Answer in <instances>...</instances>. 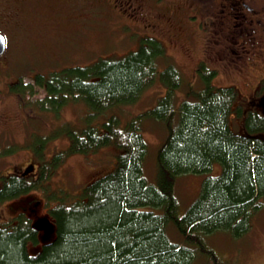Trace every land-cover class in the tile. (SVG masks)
<instances>
[{"label":"trees","instance_id":"trees-1","mask_svg":"<svg viewBox=\"0 0 264 264\" xmlns=\"http://www.w3.org/2000/svg\"><path fill=\"white\" fill-rule=\"evenodd\" d=\"M167 56L164 43L147 36L126 54L37 73L34 82L21 76L3 83L0 77V96L15 94L24 114L32 111L30 118L44 122L36 125L38 143L30 146L36 158L28 162L36 163V175L0 173V204L36 192L56 224L54 238L43 244L24 214L17 226H0V264H192L198 253L204 264L227 263L205 238L220 230L246 235L264 207V113H244L238 89L214 85L217 70L204 61L188 80ZM157 81L166 93L122 124L124 105ZM40 87L46 94L32 100ZM78 102L85 107L81 126L62 118ZM45 117L65 120L64 127L49 137ZM146 120L163 121L167 128L157 151L156 182L144 175ZM53 135L66 143L52 144L46 156ZM110 146L118 152L113 150L117 157L109 172L76 193L50 191L51 176L68 157ZM191 173L206 176L198 197L182 211L176 183ZM30 242L37 244L35 252Z\"/></svg>","mask_w":264,"mask_h":264},{"label":"rangeland","instance_id":"rangeland-1","mask_svg":"<svg viewBox=\"0 0 264 264\" xmlns=\"http://www.w3.org/2000/svg\"><path fill=\"white\" fill-rule=\"evenodd\" d=\"M115 1L117 4L114 0H0V31L8 42V48L0 55V67L5 70L0 75L3 83L21 76L24 81L34 82L37 73L91 63L103 56H121L137 49L147 36H154L166 46V61L175 63L186 79L194 77L195 69L204 61L217 69L214 85H234L238 89V103L246 111L254 106L252 102L259 94L258 80L264 76V46L260 43L264 33L258 23L242 32L240 27L244 24H241L233 32L235 28L226 18L229 15H217L221 7L213 2L215 0ZM255 17L253 14L249 18ZM236 22L240 21L237 19ZM223 34L228 42L223 39ZM243 46L247 48L248 56H241L245 55ZM157 82L160 84L153 83L137 100L124 105L122 124L157 104L167 89L161 81ZM183 87H187V83ZM45 94L40 87L32 100ZM179 95L185 96L183 90ZM24 113L21 100L17 101L15 94L2 92L0 173L14 171L15 167L23 168L29 164L31 156L35 157L30 146L38 140L33 134L38 130V122H44L30 118L32 111ZM84 113L85 107L78 102L68 105L62 118L81 126ZM28 118L31 121H25L24 125V119ZM44 121L49 137L65 124L60 120L52 121L51 117H45ZM178 121L179 115L174 124ZM242 121L243 118L238 120V128ZM142 132L148 142L144 175L148 182H156L157 151L165 142L167 128L163 121L146 120ZM57 139L61 138L51 137L53 141L46 156L53 152L52 144L62 147L66 143L65 138ZM110 148L102 147L96 152L68 157L51 176L50 190L76 193L83 183L109 172L116 162L114 151L118 152L116 147ZM218 168L216 166V170ZM205 176L191 173L178 178L176 192L182 211L198 197ZM36 194L23 195L11 203L23 202ZM168 230L172 231L170 227ZM173 237L178 238L174 231ZM205 240L226 264H264V207L256 214L246 235L235 236L229 230H220ZM204 260L205 257L198 253L192 264H204Z\"/></svg>","mask_w":264,"mask_h":264},{"label":"flooded vegetation","instance_id":"flooded-vegetation-1","mask_svg":"<svg viewBox=\"0 0 264 264\" xmlns=\"http://www.w3.org/2000/svg\"><path fill=\"white\" fill-rule=\"evenodd\" d=\"M213 2H215V4L221 7L220 8L221 11L217 12L218 16L229 15L226 18L227 20L232 22V26L235 28L233 32L241 24H244V27H240L241 32H242L244 30H249L252 26L258 23L264 33V0H215ZM114 3L117 4L115 0H114ZM253 14L256 17L250 19L249 18L250 15H253ZM194 16L196 15L194 14ZM237 19L240 22H236ZM223 36H224L223 39L226 42H228V38L226 37V35L223 34ZM260 43L262 46H264V36L260 39ZM7 48H8V42H7ZM235 52L239 53L238 51H235ZM243 52H245L244 53L245 55H241V54L239 55H241L242 57H245L246 55L248 56V50L246 47H244ZM210 67H213V66H210ZM258 84H260L259 94L258 96L255 97L254 101L252 102V106L253 105L254 106L250 107L247 111L243 108L244 113H247L248 111H251V110L259 112V113H264V76L259 77ZM29 164L25 165L23 168L15 167L14 171L6 172L2 174V177L9 176L10 174L21 175L23 177L31 176L32 174L34 175L37 171V167L35 168L34 171H30L27 174H24V170L29 166ZM1 181L2 179H0V188L3 184V182ZM49 187H50V184H49ZM16 198H19V196ZM16 198H13V199H16ZM13 199L0 204V226H3L5 228L9 226H17L19 224L20 216L24 214V216L28 219L30 223V228L32 230H35L36 234L40 237V232L37 231L35 228H33V225H32L35 217L40 216L39 214L40 210L38 206L35 205L34 204L35 202L33 203L32 200H30L29 198L25 199V201L23 202H19L17 204L15 203L14 205H12L11 201ZM47 210L48 209L46 205H43L42 213H46ZM39 243L43 244L44 242H42V239H40ZM37 248H38L37 244H35L34 242H30V247H29L30 251L35 252Z\"/></svg>","mask_w":264,"mask_h":264},{"label":"water","instance_id":"water-1","mask_svg":"<svg viewBox=\"0 0 264 264\" xmlns=\"http://www.w3.org/2000/svg\"><path fill=\"white\" fill-rule=\"evenodd\" d=\"M7 48V39L6 36L0 32V54L4 53ZM34 170V164L29 165L24 174H27L30 171ZM35 205L39 206L41 201H35ZM40 214V212H39ZM33 227L40 232L41 239L44 243L52 240L55 236L56 224L50 218L48 214H40V216L35 217L33 222Z\"/></svg>","mask_w":264,"mask_h":264}]
</instances>
